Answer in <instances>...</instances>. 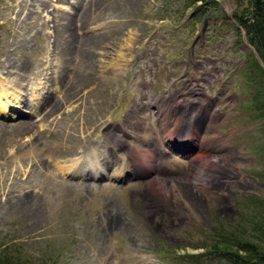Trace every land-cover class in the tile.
I'll return each instance as SVG.
<instances>
[{"label":"rangeland","instance_id":"1","mask_svg":"<svg viewBox=\"0 0 264 264\" xmlns=\"http://www.w3.org/2000/svg\"><path fill=\"white\" fill-rule=\"evenodd\" d=\"M253 2L0 0V74L7 56L24 63L0 75L14 92L0 112V254L16 244L38 264H216L205 254L221 227L262 242L249 196L264 199V64L235 20ZM188 132L191 159L169 144ZM128 156L138 167L118 176Z\"/></svg>","mask_w":264,"mask_h":264},{"label":"trees","instance_id":"2","mask_svg":"<svg viewBox=\"0 0 264 264\" xmlns=\"http://www.w3.org/2000/svg\"><path fill=\"white\" fill-rule=\"evenodd\" d=\"M235 14V20L240 27L245 29L249 40L254 45L264 64V0H254L251 14ZM258 66L264 71V65L259 64ZM260 87L263 88V94L258 101L260 106H257V108L259 110L258 116L262 117L264 115V75ZM262 176L264 178V173ZM249 198H252L253 202L258 206L254 215L257 218L254 226L260 229L264 236V199L257 201L253 195H250ZM219 230L221 232L218 233L216 230L217 234H215L214 240L205 254L209 259L218 260L216 264H264V237L262 242L249 238L245 234L248 229L247 227H242V224L235 225L233 229L221 227ZM15 246L10 247L7 244L3 253L0 254V264H38L31 260L30 257H24L23 252L16 249ZM190 257L196 258L197 256L196 254H191L189 255Z\"/></svg>","mask_w":264,"mask_h":264},{"label":"bare ground","instance_id":"3","mask_svg":"<svg viewBox=\"0 0 264 264\" xmlns=\"http://www.w3.org/2000/svg\"><path fill=\"white\" fill-rule=\"evenodd\" d=\"M28 7V6H27ZM19 9V8H18ZM23 9V8H22ZM26 9V8H24ZM24 11V10H23ZM84 11V10H83ZM19 12V11H18ZM80 15V14H79ZM82 15V14H81ZM84 15V14H83ZM61 17V16H60ZM80 19V17H79ZM82 19V18H81ZM65 21V20H64ZM69 21V20H68ZM85 21V20H84ZM83 21V22H84ZM79 22H81L79 20ZM48 26H49V22H48ZM47 26L46 28V39H47V53H48V50L50 48V43H51V35H50V32H49V27ZM62 26V24H61ZM60 26V27H61ZM63 27V26H62ZM66 30V29H65ZM62 34V33H61ZM63 36V35H62ZM100 36V35H99ZM94 37V36H93ZM61 38V37H60ZM72 38V37H71ZM66 39V37H65ZM61 40V39H60ZM63 40V39H62ZM59 41V40H58ZM64 41V40H63ZM88 42V41H87ZM66 43V42H65ZM83 44V43H82ZM67 46V45H65ZM63 48V47H61ZM60 48V49H61ZM72 48V47H71ZM51 49V48H50ZM66 49V48H65ZM65 51V50H64ZM65 53V52H64ZM67 53V52H66ZM64 56V55H63ZM71 56V55H70ZM66 57V56H65ZM64 57V59H65ZM21 58V57H20ZM23 59V57L21 58V60ZM20 61V60H18ZM28 61V59H27ZM44 62L47 63L48 62V56H46V58L44 59ZM26 63V62H25ZM24 63H18L14 60V58H12L11 56H7V58L5 59V64H4V67L2 68L3 71H2V74L0 75H4L7 74V75H11L10 79L13 80V77L15 76L17 78V74L14 75L11 73V67L12 68H15L16 66L20 67L22 66ZM49 64L48 63V67H49ZM43 77H46V76H43ZM49 82H46V79H41V81H37L36 83H34V85L32 86L33 89L32 91H36L38 90V93L41 91V88L43 86H46L48 85ZM72 84V83H71ZM25 92H28V89L25 87L24 88ZM70 91V90H69ZM10 93H14L13 91H10L7 89V87L4 85V80L0 78V112L1 113H5L7 111V108H8V104L6 103V98L10 100L9 98V95ZM18 99H19V96H17ZM18 101V100H17ZM59 106V105H58ZM190 107V106H188ZM186 107V108H188ZM161 111H160V114H161V122L163 125H166L167 123V118H168V113H169V109L163 107V106H160L159 108ZM182 112H180V118L182 119V121L180 120V123L179 124H183L185 123L184 120H186L183 116H182ZM206 118V115L204 117V119ZM27 120V119H26ZM184 121V122H183ZM22 122V121H21ZM197 123H199V121H196ZM34 123V122H33ZM18 124V123H17ZM30 124V123H28ZM32 124V122H31ZM202 124V122H201ZM24 125V124H23ZM18 126V125H17ZM31 126V125H30ZM112 126V125H111ZM23 128V127H21ZM178 133H182V132H178ZM192 139V140H191ZM190 140V141H188ZM198 142V141H197ZM196 142V134L195 133H192L190 134L189 132L187 134H183V135H178L176 134V137H172V140L171 142L169 143L170 146L174 149H178V148H181L183 152H185V155L187 157H191L193 158L194 155L196 154V152L198 151V143ZM162 143H166V141H162ZM141 146V145H140ZM138 147V150H139V154H138V157H144V160H146L148 162L149 159L151 160H154L155 162H158V158H159V154L160 152L157 151V150H151L149 148L147 149H144L141 150V148L139 146ZM143 147V146H142ZM197 149V151L194 153V152H190L189 149ZM141 151V152H140ZM190 158V159H191ZM143 161V160H142ZM138 158H136V156L133 158H130L128 156V160L125 162H123L122 164V168L119 170V173L117 174L118 176H121L123 174H125V172H128L130 170H134L138 167ZM148 165V164H147ZM141 172H148V167L146 166V163H145V166H143L142 168V171ZM150 176V175H149ZM184 182L188 183L190 182V180H188V178H184ZM147 185H148V188L150 189H153L154 190H157V178L156 177H150L147 181ZM168 190V189H167ZM150 191V190H149ZM183 194V193H182ZM114 220V219H113ZM119 220V219H118ZM118 221H116L117 223ZM112 223L115 225L116 223L114 221H112ZM119 223V222H118ZM127 225V224H126ZM123 226V224H122ZM121 226V227H122ZM125 226V225H124ZM106 231V230H105Z\"/></svg>","mask_w":264,"mask_h":264}]
</instances>
